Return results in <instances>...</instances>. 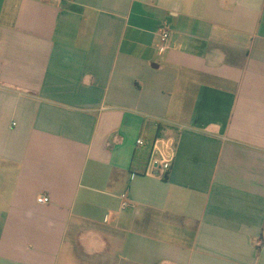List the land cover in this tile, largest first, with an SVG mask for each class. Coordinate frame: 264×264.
<instances>
[{
	"label": "crops",
	"instance_id": "1",
	"mask_svg": "<svg viewBox=\"0 0 264 264\" xmlns=\"http://www.w3.org/2000/svg\"><path fill=\"white\" fill-rule=\"evenodd\" d=\"M0 264H264V0H0Z\"/></svg>",
	"mask_w": 264,
	"mask_h": 264
},
{
	"label": "built area",
	"instance_id": "2",
	"mask_svg": "<svg viewBox=\"0 0 264 264\" xmlns=\"http://www.w3.org/2000/svg\"><path fill=\"white\" fill-rule=\"evenodd\" d=\"M59 3L70 0H56ZM170 37V32L164 30L161 32V39L167 42ZM163 122L157 124L158 132L155 137L149 142L144 137L136 140L137 147H149V155L146 163V175H165L172 168L178 152V139L176 136L165 135ZM181 128V127H180ZM124 200L122 206H128L126 195L122 196ZM39 204H48L50 202L49 196H39L37 198Z\"/></svg>",
	"mask_w": 264,
	"mask_h": 264
}]
</instances>
